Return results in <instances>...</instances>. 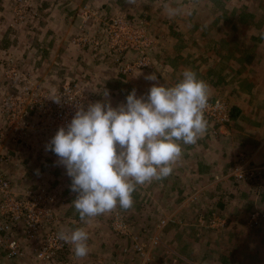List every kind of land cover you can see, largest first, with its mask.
I'll use <instances>...</instances> for the list:
<instances>
[{
    "label": "rangeland",
    "instance_id": "1",
    "mask_svg": "<svg viewBox=\"0 0 264 264\" xmlns=\"http://www.w3.org/2000/svg\"><path fill=\"white\" fill-rule=\"evenodd\" d=\"M165 3L192 9V14L169 18ZM54 10L56 22L50 19ZM86 13L92 15L85 19ZM114 17L140 25L151 36L148 64L123 70L139 53L121 55L108 49L105 38L96 42L103 37V21ZM52 29H57L54 40ZM261 32L264 0H136L135 5L125 0H0V174L13 186V195L22 196L18 201L32 192L48 198L41 236L51 228H84L89 235L86 257H75L64 242L43 261L22 234L26 258L12 263L2 256V264H176L185 260L178 253L197 260L195 250L200 256L226 251L229 257L222 260L228 264H264ZM185 69L196 71L210 86L209 100L222 104L219 112L204 115L206 133L196 144L182 145L171 175L137 187L131 209L117 207L81 221L66 169L46 150L55 135L48 96L68 92L87 108L104 101L107 90L116 107L133 89L146 97L153 83L173 86ZM151 73L157 81L145 79ZM17 91L32 101L23 132L16 131L4 104L7 93ZM236 166L247 174L237 178ZM153 239L161 241L152 244ZM216 257L207 262L216 264Z\"/></svg>",
    "mask_w": 264,
    "mask_h": 264
},
{
    "label": "clouds",
    "instance_id": "2",
    "mask_svg": "<svg viewBox=\"0 0 264 264\" xmlns=\"http://www.w3.org/2000/svg\"><path fill=\"white\" fill-rule=\"evenodd\" d=\"M135 5L136 0H125ZM169 18L192 9L164 4ZM264 39V32L260 33ZM157 81L155 73L145 77ZM210 86L196 71L185 69L173 86L153 83L146 97L133 89L126 103L113 107L107 99L77 107L71 121L46 145L71 180L72 201L81 221L133 207L138 186L167 178L183 155L182 145H194L207 131L204 116ZM54 103L61 96H48ZM57 239L71 245L77 258L89 254L84 228L58 231Z\"/></svg>",
    "mask_w": 264,
    "mask_h": 264
},
{
    "label": "built area",
    "instance_id": "3",
    "mask_svg": "<svg viewBox=\"0 0 264 264\" xmlns=\"http://www.w3.org/2000/svg\"><path fill=\"white\" fill-rule=\"evenodd\" d=\"M91 15L86 13L85 19ZM100 35H103V37L100 40L97 39L96 42L103 41L105 38V45L110 51L119 52L121 55L130 50L139 53L137 59L128 61L123 66V70H131L149 63L148 52L152 47V38L140 25L114 17L103 21ZM11 70H15L14 65ZM26 84H29V82ZM26 87L30 89V87ZM59 96H61L59 104L54 103L50 98L45 101L47 104L49 103L48 108L51 109V128L54 134L60 127L66 128L77 107L83 106L86 109L84 102L75 99L71 93L61 92ZM26 100L19 91L8 92L4 99V104L13 113L11 119L17 122L15 125L19 130L16 129V131L19 132H23L29 127V123L24 119V116L28 112L27 107L32 101L28 100L27 102ZM221 109L222 104L220 101L211 102L209 100L204 115L207 117L212 116L214 112H219ZM227 114L228 111L224 113L223 117H227ZM2 138L3 136H1L0 142ZM233 173L237 178L244 177L247 174L240 166L234 167ZM20 197L13 195V186L9 180L0 174V258L5 256L12 259H25L27 249L22 244V234H25L27 239L32 240L35 244L33 247L34 255L39 260L48 261L65 245L63 241L57 239L58 231L53 228L45 231L42 236L39 234L41 225L48 217V208H46L48 198L40 192H32L26 196L27 198L24 201H18ZM159 241L161 240L153 239L152 244H157ZM136 247L141 250L144 248L142 244L138 243H136ZM0 264H2L1 259Z\"/></svg>",
    "mask_w": 264,
    "mask_h": 264
},
{
    "label": "crops",
    "instance_id": "4",
    "mask_svg": "<svg viewBox=\"0 0 264 264\" xmlns=\"http://www.w3.org/2000/svg\"><path fill=\"white\" fill-rule=\"evenodd\" d=\"M53 13H55L56 15H54L53 17H50V19H51V21H54V22H56L54 19H56L57 18V15H59V14H57V12H56V10H54V11H52L51 12V15L50 16H52V14ZM53 30H57V29H52L50 32L52 33V39H53ZM54 35H55V33H54ZM55 38H56V35H55ZM57 39V38H56ZM54 40V39H53ZM33 47V46H32ZM213 244V243H212ZM195 253H196V258H197V260H195V258L194 257H192V255H190V254H182L181 255V253H178V256H181V259H185L183 262L179 259V263L177 262L176 264H211V263H209V262H207V261H211L212 260V258H214V257H216V258H218L217 260H215V262H217L216 264H225V262H226V260L224 261V260H222V257H224L225 259H227L229 256H226L227 254H228V252H226V251H224V252H220L219 251V255H215V254H209V255H212V258L209 256V255H206L205 253H203L201 256L199 255V253H197L196 252V250H195ZM224 253L226 254V255H224ZM200 256V257H199ZM219 258H221V260H219ZM23 260L22 259H19V258H16V259H14L13 260V262L12 263H19V262H22ZM227 263V262H226ZM228 264V263H227Z\"/></svg>",
    "mask_w": 264,
    "mask_h": 264
},
{
    "label": "trees",
    "instance_id": "5",
    "mask_svg": "<svg viewBox=\"0 0 264 264\" xmlns=\"http://www.w3.org/2000/svg\"><path fill=\"white\" fill-rule=\"evenodd\" d=\"M233 116H234V114H233Z\"/></svg>",
    "mask_w": 264,
    "mask_h": 264
}]
</instances>
